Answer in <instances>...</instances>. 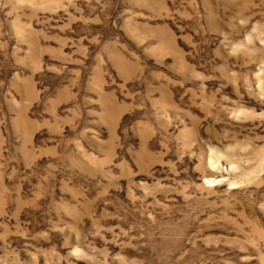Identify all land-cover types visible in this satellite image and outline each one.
Returning <instances> with one entry per match:
<instances>
[{
	"label": "rangeland",
	"instance_id": "374dc122",
	"mask_svg": "<svg viewBox=\"0 0 264 264\" xmlns=\"http://www.w3.org/2000/svg\"><path fill=\"white\" fill-rule=\"evenodd\" d=\"M0 264H264V0H0Z\"/></svg>",
	"mask_w": 264,
	"mask_h": 264
}]
</instances>
